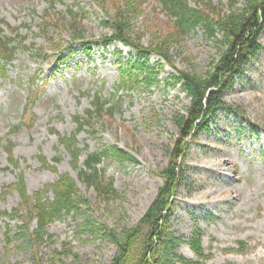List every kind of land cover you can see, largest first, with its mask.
Masks as SVG:
<instances>
[{"label":"rangeland","instance_id":"374dc122","mask_svg":"<svg viewBox=\"0 0 264 264\" xmlns=\"http://www.w3.org/2000/svg\"><path fill=\"white\" fill-rule=\"evenodd\" d=\"M212 1L227 9L228 0ZM50 4L51 0H0V18L8 25L5 34L12 35L13 27L25 37L24 44L49 48L40 29L44 15L51 13L54 20L66 17L67 8L75 5L83 16L84 40L97 44L90 53L78 48L65 63L51 50L44 60L25 48L16 53L7 76L0 78V191L23 176L32 194L66 173L75 179L89 204L49 223L40 238L31 236L35 220L24 230L19 229L21 217L0 215V264H111L117 246L110 234L138 224L163 183L161 173L176 147L178 129L172 118L186 111L190 97L173 76L178 70L203 75L210 63L218 60L220 45L201 26L180 41L170 36L167 40V23L172 19L159 0H145L139 13L130 15L128 34L143 46L161 39L171 63L152 54L153 84L146 87L141 80L130 88L117 89L121 77H126L123 70L138 56L118 41L103 42V37L112 34L111 7L91 0H54L48 11ZM53 24L49 33L62 40L65 55L69 30L64 22ZM258 42L260 50L245 62L222 94L225 107L187 140L181 183L167 214V242L162 245L166 254L198 259L188 240L199 229L206 256L200 260L207 264H264V29ZM31 90V96L36 92V97L28 103L30 113L16 128ZM97 92L119 108L110 117H95L90 126L77 132V146L84 149L80 165L87 152L105 145L124 148L137 159L135 163L103 160L101 167L119 193L108 202H100L95 191L81 183L68 153L61 147L62 153L57 151L58 136L76 132L74 117H85L92 94ZM5 139L14 144L13 154L19 161L16 168L9 164L1 145ZM58 154L61 160L53 161ZM41 156L55 169L44 167ZM223 158L227 164L220 163ZM19 203L15 188L0 194V212Z\"/></svg>","mask_w":264,"mask_h":264},{"label":"trees","instance_id":"16d2710c","mask_svg":"<svg viewBox=\"0 0 264 264\" xmlns=\"http://www.w3.org/2000/svg\"><path fill=\"white\" fill-rule=\"evenodd\" d=\"M102 7H111L114 11L111 22L112 34L103 37L105 44L118 41L124 46H130L137 52V58L128 70H123L122 86L131 87L130 84L146 82V87L153 84L154 68L150 64L152 54L164 58L171 63V57L163 49L161 39L143 46L138 40L130 37V15L137 14L140 6L145 0H91ZM163 10L172 19L167 25L168 37L182 40L192 29L201 26L207 35L216 38L220 45V56L218 60L210 63L208 70L203 74L178 70L173 78L181 83L182 89L190 97V104L184 113L177 112L172 120L178 129L176 147L174 148L169 165L162 171L163 183L151 205L144 213L135 227L123 228L120 233L110 234L111 240L117 246V254L111 264H207L200 260L206 258L201 246L202 233L199 229L193 231L188 240L190 248L197 255L198 259L186 258L172 252L166 254L162 248L166 240L167 214L172 206V199L177 186L181 183L183 153L186 150L187 140L191 139L197 130L202 129L210 117L225 107L222 94L229 86L231 79L239 73V69L245 62L257 53L261 46L258 42L259 35L264 29V0H228L226 10L213 3L212 0H159ZM54 0H51L50 9L53 8ZM191 3L193 5H191ZM240 4V5H239ZM70 6L66 10V17L55 18L51 13L46 12L43 17V25L40 28L50 47H30L25 42V37L17 33V29L11 28V34L4 32V26L8 25L0 18V78H5L9 64L15 59V55L22 48L29 50L30 54L41 59L49 57L48 51L59 56L61 63L72 57L81 48L82 51L90 53L92 46L97 42L85 41L81 21V12ZM133 10V11H131ZM54 22L66 23L70 33V40L67 43V54L63 53L62 40H56L49 32ZM56 25V24H55ZM58 28V27H57ZM57 29H54L56 31ZM221 38H217V34ZM157 35V34H156ZM162 38L164 35L159 34ZM33 79L32 83H34ZM46 83V81H44ZM32 90L26 99L20 123L15 127L23 125L28 115V103L34 101L36 92L32 97ZM119 105L111 102V99L102 97L101 92L92 94L91 107L85 110V117L76 115L74 120L77 123L75 133L71 135L58 136V153L65 151L71 158L72 168L77 171V177L87 188H92L100 202H108L119 196L112 178L107 177L105 169L101 167L104 159L112 158L121 163L137 162L134 154L117 145H105L101 149L87 152L82 165L79 163L80 155L84 151L78 148L76 135L84 126H90L95 117H102L103 114L109 117L114 114ZM55 131V130H53ZM2 138L0 137V140ZM6 152L8 162L15 168L19 161L13 154L14 144L10 139H5L1 144ZM62 149H61V148ZM41 158L42 165L55 169L47 163L44 157ZM61 160L60 154L53 158L57 162ZM10 188H15L20 196V203L10 211L3 210L1 216L10 219L21 217L23 224L19 229H27L26 224L35 220L36 227L31 236H43L46 234V227L49 223L61 219L71 213H78L81 205L88 206L89 202L79 193L76 181L68 174L59 175L58 179L46 184L43 188L29 194L23 176L13 185L5 187L0 194H5ZM25 211L22 214V211ZM40 238V237H39ZM170 242V241H168ZM165 253V254H164Z\"/></svg>","mask_w":264,"mask_h":264},{"label":"bare ground","instance_id":"6f19581e","mask_svg":"<svg viewBox=\"0 0 264 264\" xmlns=\"http://www.w3.org/2000/svg\"><path fill=\"white\" fill-rule=\"evenodd\" d=\"M227 162H228V160H227L226 158H223V159L221 160L220 163H221V164H223V163H224V164H227Z\"/></svg>","mask_w":264,"mask_h":264}]
</instances>
